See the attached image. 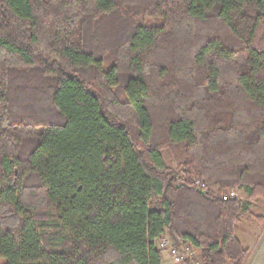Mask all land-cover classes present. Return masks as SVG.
I'll list each match as a JSON object with an SVG mask.
<instances>
[{
    "label": "trees",
    "instance_id": "1",
    "mask_svg": "<svg viewBox=\"0 0 264 264\" xmlns=\"http://www.w3.org/2000/svg\"><path fill=\"white\" fill-rule=\"evenodd\" d=\"M233 186L264 198V0H0V264H246Z\"/></svg>",
    "mask_w": 264,
    "mask_h": 264
},
{
    "label": "rangeland",
    "instance_id": "2",
    "mask_svg": "<svg viewBox=\"0 0 264 264\" xmlns=\"http://www.w3.org/2000/svg\"><path fill=\"white\" fill-rule=\"evenodd\" d=\"M143 21H145L146 23L157 22L156 20H152V19H148V20L146 19ZM158 126H160V125H158ZM164 156L167 160L168 165L171 167V169L174 172V178L176 179V182L178 184H181L182 183V177H181L180 169L175 165V163L173 162V159L170 157L168 152H164ZM197 184L199 185V189L202 190L204 193H207V191H210V189L208 190V188L206 186L200 185L199 182ZM232 193L235 194L234 197H232ZM213 195H215V197L220 196L223 199L235 198V199H239V200L248 202L250 204V209L254 214H256V215L263 214V216H264V198H259V199H255V200L248 199L245 191L243 189L239 188V186H233L230 189L225 190L221 193L217 192L216 190L215 191L213 190ZM248 224H258V222L252 218H249V217L242 220L236 226V232H237L238 236L242 237L241 230L245 229ZM195 256L196 257H195L194 261H196V259H197V262H200L201 257H200V250L199 249L196 250Z\"/></svg>",
    "mask_w": 264,
    "mask_h": 264
},
{
    "label": "crops",
    "instance_id": "3",
    "mask_svg": "<svg viewBox=\"0 0 264 264\" xmlns=\"http://www.w3.org/2000/svg\"><path fill=\"white\" fill-rule=\"evenodd\" d=\"M258 215L263 216V214ZM256 221L258 224H248L241 230L242 237L238 236L235 230L242 246L250 250L246 264H264V220ZM163 264H172L168 253H163Z\"/></svg>",
    "mask_w": 264,
    "mask_h": 264
},
{
    "label": "built area",
    "instance_id": "4",
    "mask_svg": "<svg viewBox=\"0 0 264 264\" xmlns=\"http://www.w3.org/2000/svg\"><path fill=\"white\" fill-rule=\"evenodd\" d=\"M234 195L232 193V197ZM156 245L162 253L169 254L172 264H202V261L197 262V259L194 261L196 250L198 249L191 246L188 242L178 246L168 235L164 234L156 240Z\"/></svg>",
    "mask_w": 264,
    "mask_h": 264
},
{
    "label": "water",
    "instance_id": "5",
    "mask_svg": "<svg viewBox=\"0 0 264 264\" xmlns=\"http://www.w3.org/2000/svg\"><path fill=\"white\" fill-rule=\"evenodd\" d=\"M204 193V192H203Z\"/></svg>",
    "mask_w": 264,
    "mask_h": 264
}]
</instances>
